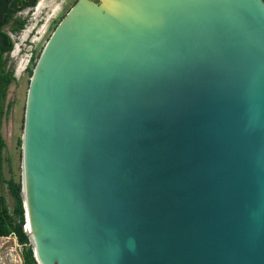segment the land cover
Returning a JSON list of instances; mask_svg holds the SVG:
<instances>
[{
	"label": "water",
	"instance_id": "obj_1",
	"mask_svg": "<svg viewBox=\"0 0 264 264\" xmlns=\"http://www.w3.org/2000/svg\"><path fill=\"white\" fill-rule=\"evenodd\" d=\"M21 184L38 264H264V0H78Z\"/></svg>",
	"mask_w": 264,
	"mask_h": 264
},
{
	"label": "rangeland",
	"instance_id": "obj_2",
	"mask_svg": "<svg viewBox=\"0 0 264 264\" xmlns=\"http://www.w3.org/2000/svg\"><path fill=\"white\" fill-rule=\"evenodd\" d=\"M77 2L78 0H38L33 8L18 14L19 18L26 21L25 28L21 32L12 33L10 29H7L12 34L13 40L19 45L18 50L11 54L15 63L10 62V66L16 70L15 77L18 78L10 88L6 102V106L12 104L13 107L3 125V136L8 146L5 153L7 178L14 176L17 180L22 179V149L19 147L18 141L22 140L23 136L25 108L30 84L28 68H32V66L29 63L26 70L20 72L21 74L19 73L18 76L17 69L26 64L27 58L38 57L55 27ZM18 40L20 41L18 42ZM21 40L23 41L22 45ZM22 48L24 53L19 54L18 52ZM3 192L8 198L9 205L12 206L11 195L6 189ZM21 253L22 248L15 238L9 237L0 241V264H23Z\"/></svg>",
	"mask_w": 264,
	"mask_h": 264
},
{
	"label": "trees",
	"instance_id": "obj_3",
	"mask_svg": "<svg viewBox=\"0 0 264 264\" xmlns=\"http://www.w3.org/2000/svg\"><path fill=\"white\" fill-rule=\"evenodd\" d=\"M38 0H0V237H13L22 248L21 258L23 264H38L34 256L29 236L25 232L26 212L22 200L21 180L14 176L6 177L5 153L8 150L7 143L3 136L4 121L11 112L12 104L6 106L9 90L17 82L15 69L10 66V53L14 50L15 44L10 37V32H21L26 21L18 17V14L26 9H31ZM32 56V55H31ZM38 57H30L28 68L31 75L35 61ZM11 60V61H10ZM22 149V140L18 141ZM6 189L12 197V206L3 190Z\"/></svg>",
	"mask_w": 264,
	"mask_h": 264
},
{
	"label": "clouds",
	"instance_id": "obj_4",
	"mask_svg": "<svg viewBox=\"0 0 264 264\" xmlns=\"http://www.w3.org/2000/svg\"><path fill=\"white\" fill-rule=\"evenodd\" d=\"M10 34V37H11V39L13 40V38H12V34L11 33H9ZM14 41V40H13ZM20 40H18V42H19ZM26 41V40H25ZM22 43H23V41L21 40V45H22ZM14 44H15V47H14V50L10 53V59L15 63V61L11 58V54L12 53H14V52H16L17 50H18V46L19 45H17L18 43L17 42H15L14 41ZM20 45V46H21ZM19 54H23L24 53V49L22 48V49H20L19 50V52H18ZM18 54V55H19ZM18 60V59H17ZM27 62H26V64L23 66V67H19V69H17V76H18V74L20 73V72H23L24 70H26V66L29 64V60H30V58L28 59L27 58ZM16 71V70H15ZM21 74V73H20ZM16 78H18V77H16ZM2 239L0 240V241H3L4 239H6V238H9V237H1Z\"/></svg>",
	"mask_w": 264,
	"mask_h": 264
},
{
	"label": "bare ground",
	"instance_id": "obj_5",
	"mask_svg": "<svg viewBox=\"0 0 264 264\" xmlns=\"http://www.w3.org/2000/svg\"><path fill=\"white\" fill-rule=\"evenodd\" d=\"M27 230L30 231V226L27 227Z\"/></svg>",
	"mask_w": 264,
	"mask_h": 264
},
{
	"label": "built area",
	"instance_id": "obj_6",
	"mask_svg": "<svg viewBox=\"0 0 264 264\" xmlns=\"http://www.w3.org/2000/svg\"><path fill=\"white\" fill-rule=\"evenodd\" d=\"M2 238L0 237V240H1Z\"/></svg>",
	"mask_w": 264,
	"mask_h": 264
}]
</instances>
